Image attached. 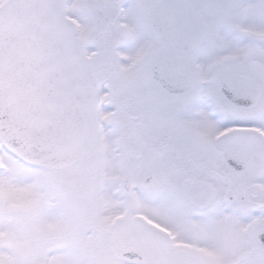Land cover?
<instances>
[{"label": "snow or ice", "instance_id": "6c2138e0", "mask_svg": "<svg viewBox=\"0 0 264 264\" xmlns=\"http://www.w3.org/2000/svg\"><path fill=\"white\" fill-rule=\"evenodd\" d=\"M0 264H264V0H0Z\"/></svg>", "mask_w": 264, "mask_h": 264}]
</instances>
